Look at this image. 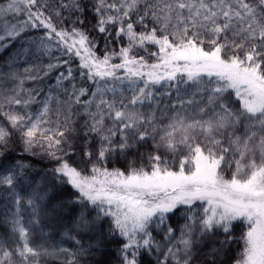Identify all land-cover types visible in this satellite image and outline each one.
<instances>
[{
  "label": "snow or ice",
  "instance_id": "obj_1",
  "mask_svg": "<svg viewBox=\"0 0 264 264\" xmlns=\"http://www.w3.org/2000/svg\"><path fill=\"white\" fill-rule=\"evenodd\" d=\"M21 11L27 20L12 25L7 36L42 27L39 46L51 51L48 42H54L63 55L78 58L80 76L95 89L71 83L69 59L47 65L48 71L69 65L56 78L67 96L63 101L49 93L31 113L39 90H23V79L14 72L11 77L21 87L0 93V117L7 121H0V161L18 142L22 153L55 164L51 177L27 198L16 186L30 166L17 163L15 171L0 173V187L9 190L15 206L10 222L20 242L14 251L0 248V264H41V257L59 254L64 264H111L117 241V264H141V249L154 248L163 256L157 264H264V0H59L57 6L10 0L0 5V12ZM54 17L69 27L58 28ZM90 32L103 40L102 57ZM122 39L127 46L108 50ZM147 45L158 50L149 52ZM137 49L156 62L137 57ZM116 56L121 63H111ZM121 69L123 77L117 75ZM65 80L70 93L62 87ZM125 82L127 89H118ZM158 87L169 98L166 104L157 99ZM74 105L83 109L79 126ZM72 157L78 159L70 163ZM45 200L55 214L70 217L64 236L71 250L31 241L29 224L40 222L38 204ZM22 205L32 209L28 223L20 215ZM169 214L183 216L179 238ZM238 225L244 229L243 249L230 262ZM153 226L163 233L161 241Z\"/></svg>",
  "mask_w": 264,
  "mask_h": 264
},
{
  "label": "trees",
  "instance_id": "obj_2",
  "mask_svg": "<svg viewBox=\"0 0 264 264\" xmlns=\"http://www.w3.org/2000/svg\"><path fill=\"white\" fill-rule=\"evenodd\" d=\"M10 0H0V5H7ZM38 3H48L53 6H57L59 0H38ZM21 7H23L21 5ZM46 14H48L46 12ZM64 17L69 18V13L64 12ZM74 19L75 17H71ZM89 21H92V16L89 15ZM27 20V13L21 11L19 13L13 12H0V35H4L5 39L0 40V93H9L12 89H19L21 85L16 80H13L11 73H16L21 79H23V90H39V95H36V102L33 103L28 109L31 113L35 114L41 107V103L45 100L49 93L53 97H58L61 101L67 98L66 94L61 88H57V76L60 72H66L69 65H61L57 68L48 71V64H57L59 61L69 60V56L63 55L62 51L57 49L54 42H48L51 45V51L46 47L39 46V41L45 33V29L42 27L32 28L28 26L24 32L15 38H10L7 36V31L11 29L12 25H20ZM94 22V21H93ZM53 23L57 27H69L67 24H61L58 18H53ZM86 28L90 29L91 24H86ZM140 31V28L136 29ZM114 34V32H113ZM90 38H95L99 44L96 48L97 56L102 57L105 53V47L103 40L96 32H90ZM122 46H127V40L122 39L119 42H113L109 45V51L118 52ZM149 52H156L157 46L147 45ZM137 57L144 56L149 63L156 62V57L149 56L144 52L143 49H137L134 52ZM79 59L76 57H71L70 66L73 69L74 79L71 83L75 84L77 88L86 87L89 88L90 92L95 89V85L91 81H86V78L80 76L81 69L79 68ZM111 63L118 64L121 63V59L116 56L112 59ZM28 69V72H25ZM45 72L48 74L45 75ZM35 75L39 79L32 80L26 79V76ZM118 76H124V70H119L117 72ZM103 83V82H101ZM62 87L67 88L68 92H71V84L69 81H63ZM127 89V82L124 85L118 84V89ZM90 92L88 96L81 97L82 100L90 98ZM164 92V88H157L156 96L157 99L163 101L164 104L168 102L167 97L160 95ZM24 94L23 92L21 93ZM111 95V94H109ZM125 97L130 95V93L125 90ZM174 96V95H173ZM119 98V97H118ZM233 99L234 96H233ZM173 100V98H172ZM174 102V101H173ZM19 109L20 106H15ZM163 107V105H161ZM79 106H73V111H77ZM0 121L7 124V121L0 117ZM74 121L77 126L81 125L83 122V109H79V114L74 117ZM13 141H17V137L13 136ZM13 150L7 159L0 161V173H3L7 168L11 167L13 171L16 170L17 163L30 166L27 169V176L22 177L20 183L16 186V190L20 194L27 198L31 195L33 189L40 184L41 186L51 177V169L55 166L54 162H51L47 158H43L41 155L31 156L24 154L21 151V146L19 143H14L12 146ZM150 148H141V152H144ZM77 157H72L70 163L76 161ZM108 167L121 166L113 165L109 163ZM9 190L6 187H0V248H4L9 251H14L18 244L20 243L18 237L12 231L11 217L15 212V206L11 202V198L8 196ZM25 223L34 219L32 214V209L27 208L25 205L21 207V213ZM171 219L168 223L175 229L174 236L179 238L180 228L184 223L183 216H177L169 214ZM38 224H29L31 229V241L36 245H43L49 249H55L57 247L72 249V242L64 236L65 228L71 227L70 217H62L55 214L52 211V202L47 200L41 201L38 204ZM153 236L157 241H161L163 235L159 230H155L153 226ZM243 227L236 226L234 229L235 240L231 245V251L229 254L230 262L234 258H239L240 253L243 249V240L240 237L243 234ZM120 242H115L112 247V256L110 257L111 264H117L115 252L117 251V246ZM175 243V241H173ZM144 253L140 256L141 264H157L158 260H163V256L160 252L156 251L155 248L150 252L145 253L144 249H141ZM3 259L2 251H0V260ZM15 259V258H14ZM65 257L62 254L54 256L41 257V264H64Z\"/></svg>",
  "mask_w": 264,
  "mask_h": 264
},
{
  "label": "rangeland",
  "instance_id": "obj_3",
  "mask_svg": "<svg viewBox=\"0 0 264 264\" xmlns=\"http://www.w3.org/2000/svg\"><path fill=\"white\" fill-rule=\"evenodd\" d=\"M173 98V101L175 100V96L172 97Z\"/></svg>",
  "mask_w": 264,
  "mask_h": 264
}]
</instances>
